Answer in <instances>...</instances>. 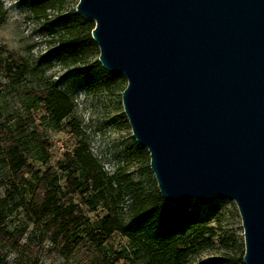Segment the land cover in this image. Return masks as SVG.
I'll return each instance as SVG.
<instances>
[{
	"label": "water",
	"instance_id": "95a60500",
	"mask_svg": "<svg viewBox=\"0 0 264 264\" xmlns=\"http://www.w3.org/2000/svg\"><path fill=\"white\" fill-rule=\"evenodd\" d=\"M166 204L232 201L264 264V0H79Z\"/></svg>",
	"mask_w": 264,
	"mask_h": 264
},
{
	"label": "rangeland",
	"instance_id": "374dc122",
	"mask_svg": "<svg viewBox=\"0 0 264 264\" xmlns=\"http://www.w3.org/2000/svg\"><path fill=\"white\" fill-rule=\"evenodd\" d=\"M78 2L0 0V216L6 233V241L0 244V264H88L89 259L87 243L64 256L48 238L41 237V230L27 218L25 208L36 182L30 174L15 180L1 162L11 134L27 139L31 145L44 143L46 163L37 159L29 163L38 173L53 168L62 192L65 174L61 166L71 159L72 151L83 140L102 171L108 176L117 175L108 200L114 202L131 230L133 218L128 198L134 193L148 196L158 191L149 155L147 158L138 154L139 145L123 113L121 93L126 80L114 79L101 68L98 47L91 40L94 22L76 12ZM62 38L77 41L76 62L60 58L62 52L57 49ZM11 54L24 58L29 65V72L21 79L12 77L15 70L10 73L6 69ZM50 84L56 85L75 105L59 129L48 121L42 104L32 94L23 92L30 89L34 93L33 90H43ZM72 201L83 216L76 231L83 238L92 224L105 216L106 209L99 204L90 211L80 196H74ZM184 201L197 219L206 220L213 229V236L192 237L194 251L187 264H219L223 255H239L244 250L241 219L232 201L204 206L193 199ZM142 234L138 232L141 242H146L148 237ZM103 249L110 255L127 252L133 257L139 247L114 233Z\"/></svg>",
	"mask_w": 264,
	"mask_h": 264
},
{
	"label": "trees",
	"instance_id": "16d2710c",
	"mask_svg": "<svg viewBox=\"0 0 264 264\" xmlns=\"http://www.w3.org/2000/svg\"><path fill=\"white\" fill-rule=\"evenodd\" d=\"M76 44V40L64 41L62 38L57 49L62 52L60 58L76 62L79 55ZM10 58L11 63L7 65V71L11 73L15 70L12 77L23 78L30 70L27 61L12 54ZM113 78L123 79L120 76ZM23 92L28 96L32 94V97L42 104L45 116L56 129L61 127L75 108L73 101L53 84L43 90H33L34 93L30 89ZM9 139L1 160L4 167L17 181L30 174L36 182L26 204V216L36 229L41 230V237L48 238L64 256L87 243L88 264H187L194 251L192 237L200 239L205 235L213 236V229L208 226L206 220L197 219L193 215L188 202L182 201L176 206H170L165 203L158 191L148 196L134 193L128 198L133 218L131 230L124 224L121 212L115 207L114 202L108 200L111 185L118 181L117 175L108 176L102 171L99 162L92 156L83 140H80L72 151L71 159L61 166L65 174L62 192L59 177L53 168L49 167L43 173H38L29 163V160L36 159L43 164L46 163L47 149L43 146L44 143L31 145L27 139L16 138L12 134ZM138 154L148 158V153L142 147H138ZM74 196L83 197L90 211L95 210L99 204H103L106 209L105 216L93 223L83 238L76 232L83 221V216L73 204ZM2 222L3 218L0 216V244L6 241V233L1 227ZM137 231L148 237L146 242H141L142 237ZM114 233L139 247L133 257L127 255V252L110 255L104 251L103 244ZM223 244L227 246V240H224ZM243 252L242 249L239 255L225 254L218 260L219 264H243Z\"/></svg>",
	"mask_w": 264,
	"mask_h": 264
}]
</instances>
